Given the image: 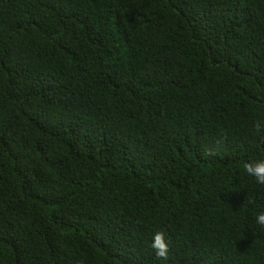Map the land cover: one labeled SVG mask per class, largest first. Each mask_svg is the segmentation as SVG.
Masks as SVG:
<instances>
[{
  "label": "trees",
  "instance_id": "obj_1",
  "mask_svg": "<svg viewBox=\"0 0 264 264\" xmlns=\"http://www.w3.org/2000/svg\"><path fill=\"white\" fill-rule=\"evenodd\" d=\"M257 121L264 0H0V264H264Z\"/></svg>",
  "mask_w": 264,
  "mask_h": 264
},
{
  "label": "clouds",
  "instance_id": "obj_2",
  "mask_svg": "<svg viewBox=\"0 0 264 264\" xmlns=\"http://www.w3.org/2000/svg\"><path fill=\"white\" fill-rule=\"evenodd\" d=\"M255 129L257 133H261L264 131V123L257 121ZM243 168L248 175L255 178L257 184L264 185V159L245 162ZM256 222L259 225L264 226V212H261L256 216ZM150 246L155 250L157 257L167 259L169 255V242L163 231H157L154 233Z\"/></svg>",
  "mask_w": 264,
  "mask_h": 264
}]
</instances>
